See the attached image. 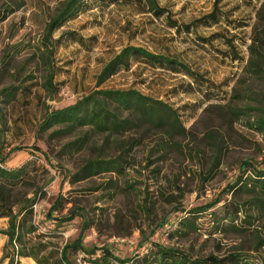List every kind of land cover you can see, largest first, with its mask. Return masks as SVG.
Listing matches in <instances>:
<instances>
[{
  "label": "rangeland",
  "instance_id": "1",
  "mask_svg": "<svg viewBox=\"0 0 264 264\" xmlns=\"http://www.w3.org/2000/svg\"><path fill=\"white\" fill-rule=\"evenodd\" d=\"M66 1L0 0L5 152L24 147L12 153L5 166L26 165L25 188L30 192L36 185L45 186L34 208L39 239L62 247L78 238L83 218L60 227L47 218L51 206L60 200L55 216L77 205L91 218L83 239L86 247H109L122 258L144 255L152 243L218 256L240 247L253 253L254 264H264V247L250 250L254 235L264 236V215L255 212L249 193L235 197V189L230 188L243 173V163L264 169V133L254 127L255 120L264 115V76L245 70L262 0H220L218 20L203 23L195 21L211 13L218 0H159L180 24L193 23L189 31L172 27L166 15L145 11L135 0H84L78 15L54 32V39L60 40L52 55L57 87L52 93L44 86L48 72L44 62L50 49L45 34ZM128 44L179 58L209 80L211 88L204 85L202 90H191L187 88L193 83L190 76L143 61L97 87L102 68ZM14 87L18 91L13 99L5 90ZM129 88L173 104L185 132L169 138L155 128L134 129L122 138L128 143L123 174L84 176L88 159L114 156L116 146L105 145L106 135L87 127L73 132H65L62 125L44 129L46 108H64L97 89ZM77 140L84 144L72 145ZM244 173L245 178L252 175L251 166ZM218 197L220 204L195 217L196 231L175 232L193 208ZM232 198L241 211L227 220L237 209L224 207ZM165 219L168 224L160 227ZM7 226L8 219L0 218V264H9V258L1 261L8 239L1 231ZM145 237L149 241L141 246ZM83 257V251L71 252L73 261L87 264ZM20 261L37 264L31 258Z\"/></svg>",
  "mask_w": 264,
  "mask_h": 264
},
{
  "label": "trees",
  "instance_id": "2",
  "mask_svg": "<svg viewBox=\"0 0 264 264\" xmlns=\"http://www.w3.org/2000/svg\"><path fill=\"white\" fill-rule=\"evenodd\" d=\"M113 0L112 2H116ZM129 2L134 0H127ZM148 12L156 16L166 15L172 27L178 30L184 28L190 30L193 23L180 24L172 18L169 8L161 5L159 0H135ZM220 0L215 2L211 13L197 19L196 22L217 21L221 8ZM84 0H67L57 11L49 22L46 29L45 40L50 48L46 54L44 64L48 68L45 80V88L49 92H56L54 83L55 70L52 65V55L55 51V44L60 40L54 39V32L59 29L70 18L75 17L83 9ZM258 27L261 29L258 31ZM255 35L249 46L250 59L245 70L253 76H264V0L257 11V21L254 26ZM233 44H231V47ZM238 58V57H236ZM137 61H143L155 68L170 72H183L193 79L188 83L187 88L191 90H202L204 85L211 88L209 80L198 74L192 67L179 58L157 53L146 47L128 44L111 58L102 68L97 76V87L104 84L108 79L123 69H130ZM18 88L5 90L11 98L16 97ZM211 98V97H209ZM116 104V107H113ZM127 111L128 115L124 112ZM0 218L8 219V226L1 233L8 237L3 248L1 261L9 258V264H21L20 258H31L37 264H83L71 259L72 251H83L85 257L83 262L87 264H254L253 253L244 248H233L223 256L210 253L208 255L197 254L190 251L180 250L163 243H152L149 251L144 255L133 257H119L109 247H86L84 236L92 225L91 218L83 207L75 205L66 214L55 216L54 213L60 208V200H57L49 209L47 218L54 220L57 227L72 222L77 217L83 218V225L80 234L73 242H67L62 247L51 241L39 239L38 227L34 224V208L41 194H45L44 185H36L33 191L25 187L28 185L29 172L26 165L16 169H8L5 166L10 155L14 152L24 150L22 146H16L5 152L6 123L5 114L0 106ZM64 126L65 132H73L79 128H91L105 136V145L116 146V154L111 157H97L88 159L83 167L84 176H92L104 172L124 173L127 161V145L122 138L132 130L142 128H155L165 133L169 138H174L185 132V125L181 119L179 110L171 103L154 98L142 93L135 88L129 89H97L88 95L83 96L76 103L61 109L51 110L46 108V114L42 127L44 129L55 126ZM254 127L264 133V115L255 120ZM62 131V133L64 132ZM58 133V132H57ZM85 140V139H84ZM84 140L75 141L72 145L84 144ZM79 143V144H78ZM133 144V143H130ZM118 151V152H117ZM251 166L252 175L245 178L244 169ZM241 173L232 186L235 189V197L240 193H249L250 202L256 209V213L264 215V169L252 166L248 161L243 163ZM54 178L51 177L47 184ZM236 198L225 203V209L235 205L237 209L232 215L225 217L227 220L235 219L241 211V205L236 203ZM221 197L193 208L187 217L178 222L177 234L186 235L196 231L198 226L194 219L197 214L206 212L216 207L221 202ZM147 208V207H146ZM228 209V208H227ZM251 216V215H247ZM236 226L234 220L229 221ZM168 224L165 219L160 227ZM221 228L218 224V229ZM156 232V229L154 230ZM149 241L148 237L143 238L141 246ZM264 247V236L254 235V245L250 250L258 251ZM102 250V254L99 251Z\"/></svg>",
  "mask_w": 264,
  "mask_h": 264
}]
</instances>
